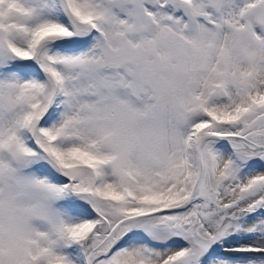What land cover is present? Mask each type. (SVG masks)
Wrapping results in <instances>:
<instances>
[{
	"label": "snow or ice",
	"instance_id": "6c2138e0",
	"mask_svg": "<svg viewBox=\"0 0 264 264\" xmlns=\"http://www.w3.org/2000/svg\"><path fill=\"white\" fill-rule=\"evenodd\" d=\"M0 264H264V0H0Z\"/></svg>",
	"mask_w": 264,
	"mask_h": 264
}]
</instances>
